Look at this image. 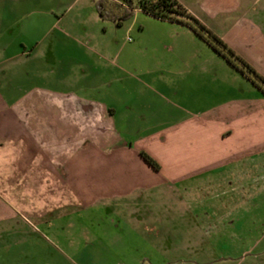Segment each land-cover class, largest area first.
<instances>
[{
	"label": "crops",
	"instance_id": "1",
	"mask_svg": "<svg viewBox=\"0 0 264 264\" xmlns=\"http://www.w3.org/2000/svg\"><path fill=\"white\" fill-rule=\"evenodd\" d=\"M176 1L195 21L174 23L145 13L160 23L172 24L168 40L158 49L169 56H182L178 61L168 56L163 62L169 81L166 86L181 102L191 104L190 109L182 110L185 117L177 125L171 123L172 127L161 132L163 138L158 141L167 147L170 160L163 165H177L172 171L179 181L211 175L210 181L219 188L224 182L231 183L230 188L221 187V195L228 198L236 192L256 193L245 189V183L243 189L235 187V182H251L262 193L264 95L216 51L211 34L264 77V0ZM96 3L16 0L11 17L0 19L10 23L0 34V245L22 247L40 241V225L51 231V216L56 213L97 204L107 208L109 200L148 192L155 185V170L141 157L143 151L137 144L121 137L123 126L116 122L123 110H133L121 93L122 74L128 73L93 49L96 37L88 31L81 35V42L70 38L73 43L68 55L58 57V45L61 38H69L66 30L71 22L101 18L123 26L142 12L137 10L119 24L102 18ZM121 15L116 11L115 16ZM45 17L51 26L35 37L34 31ZM65 21L67 26L62 25ZM28 31L32 37L24 40ZM218 98L221 105L204 109V100ZM222 115L247 119L237 131L241 141H231L234 130L220 132L214 120L205 126L210 134L203 137L208 118ZM171 135L178 138V144L172 143ZM219 140L228 141L221 154ZM172 151H177V160L170 159ZM223 224L201 226L216 233L234 227ZM260 257L254 255L251 263L230 260L233 264H263Z\"/></svg>",
	"mask_w": 264,
	"mask_h": 264
},
{
	"label": "rangeland",
	"instance_id": "2",
	"mask_svg": "<svg viewBox=\"0 0 264 264\" xmlns=\"http://www.w3.org/2000/svg\"><path fill=\"white\" fill-rule=\"evenodd\" d=\"M15 1L0 0V19L11 17ZM138 14L136 20L127 21L123 26L101 18L97 22L95 19L71 22L66 30L69 38H61L58 45V57L68 55V47L73 43L70 38L81 42V35L88 31L96 37L91 45L93 49L106 59L116 61L128 73L122 74L121 93L133 110H123L116 122L123 126L121 137L137 144L159 163V171L149 165L155 170L154 187L148 192L109 200L107 208L97 204L89 209L56 213L51 216V231L35 221L34 224L40 225V235L43 234L41 240L22 247L0 245V264H233L230 259H246L251 263L253 256L259 254L264 262V192L259 193L251 182H235V187L243 189L245 183V189H254L256 193L248 196L236 192V196L228 198L221 195V187L230 188L231 183L224 182L219 188L210 181L211 175L195 181H179L172 171L178 169L177 165H163L169 160V151L166 153L167 147L158 141L163 138L161 132L185 117L182 110L190 109L191 104L181 102L180 96L166 86L169 81L163 62L169 55L158 47L168 40L172 24L160 23L144 12ZM7 24L10 23L0 21V34ZM67 24L65 21L62 25ZM50 26L45 17L40 28L34 31L35 37L44 35ZM24 36V40L32 37L29 31ZM180 56L169 57L171 61H178ZM203 104L206 109L221 105L222 101L221 98L211 102L204 100ZM117 106H122L120 101ZM211 120L217 122L220 132L234 130L236 134L231 141H241L242 135H237V131L246 118L225 115L208 118L203 137L210 134L205 126ZM253 120L251 118L250 123ZM171 136L172 143L178 144V138ZM221 141L220 154L226 152L228 144L226 140ZM172 153L170 159L177 160V151ZM232 206L235 207L232 209ZM214 222L234 227L217 233L213 229L203 230L201 225ZM197 226L199 228L195 229ZM222 258L225 262L220 261Z\"/></svg>",
	"mask_w": 264,
	"mask_h": 264
},
{
	"label": "trees",
	"instance_id": "3",
	"mask_svg": "<svg viewBox=\"0 0 264 264\" xmlns=\"http://www.w3.org/2000/svg\"><path fill=\"white\" fill-rule=\"evenodd\" d=\"M96 7L102 18L116 21L119 24L133 17L137 10L174 23L187 22L184 19L195 21L191 13L176 0H97ZM118 10H121V16H115ZM211 36L216 42L214 45L216 51L264 91V77L221 39L213 34ZM141 156L148 165L157 171L160 170L159 163L149 154L141 152Z\"/></svg>",
	"mask_w": 264,
	"mask_h": 264
}]
</instances>
